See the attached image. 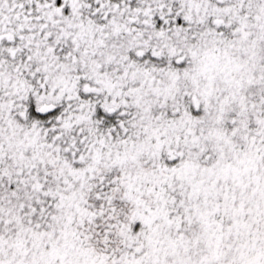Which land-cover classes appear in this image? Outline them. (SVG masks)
I'll use <instances>...</instances> for the list:
<instances>
[{"label": "snow or ice", "instance_id": "snow-or-ice-1", "mask_svg": "<svg viewBox=\"0 0 264 264\" xmlns=\"http://www.w3.org/2000/svg\"><path fill=\"white\" fill-rule=\"evenodd\" d=\"M0 264H264V0H0Z\"/></svg>", "mask_w": 264, "mask_h": 264}]
</instances>
